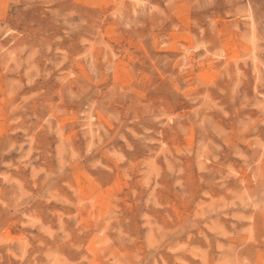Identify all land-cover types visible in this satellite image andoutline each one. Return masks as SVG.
I'll list each match as a JSON object with an SVG mask.
<instances>
[{"label": "rangeland", "instance_id": "1", "mask_svg": "<svg viewBox=\"0 0 264 264\" xmlns=\"http://www.w3.org/2000/svg\"><path fill=\"white\" fill-rule=\"evenodd\" d=\"M0 264H264V0H0Z\"/></svg>", "mask_w": 264, "mask_h": 264}]
</instances>
